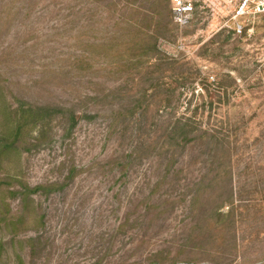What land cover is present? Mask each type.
I'll return each instance as SVG.
<instances>
[{
	"label": "rangeland",
	"instance_id": "rangeland-1",
	"mask_svg": "<svg viewBox=\"0 0 264 264\" xmlns=\"http://www.w3.org/2000/svg\"><path fill=\"white\" fill-rule=\"evenodd\" d=\"M192 1L0 0V264H264V13Z\"/></svg>",
	"mask_w": 264,
	"mask_h": 264
},
{
	"label": "built area",
	"instance_id": "built-area-1",
	"mask_svg": "<svg viewBox=\"0 0 264 264\" xmlns=\"http://www.w3.org/2000/svg\"><path fill=\"white\" fill-rule=\"evenodd\" d=\"M264 13V0H240L236 16L256 15ZM194 14V3L192 0H170V15L173 25L178 28L188 26ZM236 34H241L243 27L239 22L233 26Z\"/></svg>",
	"mask_w": 264,
	"mask_h": 264
},
{
	"label": "trees",
	"instance_id": "trees-1",
	"mask_svg": "<svg viewBox=\"0 0 264 264\" xmlns=\"http://www.w3.org/2000/svg\"><path fill=\"white\" fill-rule=\"evenodd\" d=\"M200 86H202V90H204L207 93V89H205L203 87V84H199ZM181 123V122H179ZM175 128L178 129V136H173L170 139L172 141H174V145L168 144L170 147L171 146H176V147H181V149L185 148L187 146V144H189L190 142H193L195 140H199V141H204L202 143V147L204 148V151H207V155H210V153H212V144L215 143L216 145H220V147H223V143L220 140H215L214 137H211V135H206L207 132L204 131V133H202V135H200L197 138H192L191 134H193L195 132V128H192L191 126H189L188 124H183L182 126H180L179 124L176 123ZM175 160H172V163L176 164L177 162H174ZM171 163L170 160L166 163V173L170 172V168H172L173 164H169ZM231 167L228 165L226 167V169H224L223 174H225L226 176H228V178H230L231 180ZM194 183H202V179H199L197 181H195ZM39 190V187L34 188L29 192H36Z\"/></svg>",
	"mask_w": 264,
	"mask_h": 264
}]
</instances>
